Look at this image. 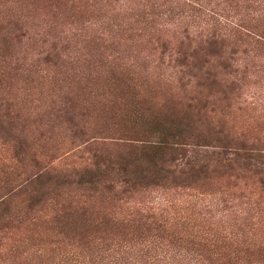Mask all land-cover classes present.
<instances>
[{
  "label": "rangeland",
  "instance_id": "1",
  "mask_svg": "<svg viewBox=\"0 0 264 264\" xmlns=\"http://www.w3.org/2000/svg\"><path fill=\"white\" fill-rule=\"evenodd\" d=\"M0 264H264V0H0Z\"/></svg>",
  "mask_w": 264,
  "mask_h": 264
},
{
  "label": "trees",
  "instance_id": "2",
  "mask_svg": "<svg viewBox=\"0 0 264 264\" xmlns=\"http://www.w3.org/2000/svg\"><path fill=\"white\" fill-rule=\"evenodd\" d=\"M204 43L207 44L208 48H218V46L220 47V42L214 38V33L212 37L207 38ZM186 60L187 57L183 56L182 62L188 63L189 61L186 62ZM184 142L185 139H183L182 134L178 132L176 134L170 135L169 139H158V141L156 140L152 142L150 146L145 147L144 151L151 152L152 155L149 160H147V166L142 172V178H176L177 175L183 177V175H186V173H191V176L193 177L195 174L202 172L204 170V166H198V168H196L195 165H189V163H186V168H188V166L191 167L188 170H185L186 168H182L181 170H170L163 166V164L166 162L174 164V162L178 160L179 156L181 159L187 158L189 152L187 149L188 144ZM217 155L221 156V159L223 158L224 162L232 163L250 162L257 157L252 149L245 147L238 149L227 147L222 153H218ZM95 167L96 169L94 171L88 172V174L85 175L88 176V179L81 180L78 182V184H87L92 187L95 186V184H99L104 179L106 173L100 170V166L98 167V165H95ZM107 168L109 167L107 166ZM105 170L108 171V169ZM52 180L53 179L47 174H42L41 176L37 175L32 178V180L27 182L26 186L23 188L25 189L24 194L30 197V199L41 198V195H43V193L45 194V190L48 188V185L52 183ZM136 182L137 181L135 180H130V185L134 186L136 185Z\"/></svg>",
  "mask_w": 264,
  "mask_h": 264
}]
</instances>
